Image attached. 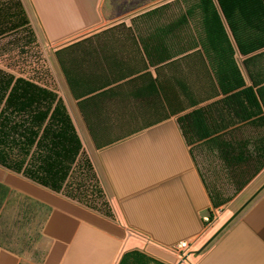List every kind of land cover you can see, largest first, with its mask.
<instances>
[{
	"label": "crops",
	"instance_id": "1",
	"mask_svg": "<svg viewBox=\"0 0 264 264\" xmlns=\"http://www.w3.org/2000/svg\"><path fill=\"white\" fill-rule=\"evenodd\" d=\"M21 1L109 206L0 164L2 206L44 210L0 264H264V188L194 254L264 184V17L237 40L219 0Z\"/></svg>",
	"mask_w": 264,
	"mask_h": 264
},
{
	"label": "trees",
	"instance_id": "2",
	"mask_svg": "<svg viewBox=\"0 0 264 264\" xmlns=\"http://www.w3.org/2000/svg\"><path fill=\"white\" fill-rule=\"evenodd\" d=\"M219 1L237 40L243 27L257 16L264 17V0ZM12 25L5 22L0 36L14 30ZM223 54L227 57L223 67L234 68L230 42ZM81 150V140L57 93L0 67V164L61 191L79 164Z\"/></svg>",
	"mask_w": 264,
	"mask_h": 264
},
{
	"label": "rangeland",
	"instance_id": "3",
	"mask_svg": "<svg viewBox=\"0 0 264 264\" xmlns=\"http://www.w3.org/2000/svg\"><path fill=\"white\" fill-rule=\"evenodd\" d=\"M24 18L25 23H22ZM5 22L13 24L14 30L0 36V66L40 84L51 85L53 82L45 56L46 50L35 35L21 0H0V27ZM86 162L83 156L68 186L73 195L108 210L109 202L103 191H100L98 180ZM1 193L3 199L8 197L4 190ZM1 209L7 212H0V242L21 253L36 254L42 241L44 210L36 207V213L27 214L16 208L11 209V206H2V201Z\"/></svg>",
	"mask_w": 264,
	"mask_h": 264
},
{
	"label": "water",
	"instance_id": "4",
	"mask_svg": "<svg viewBox=\"0 0 264 264\" xmlns=\"http://www.w3.org/2000/svg\"><path fill=\"white\" fill-rule=\"evenodd\" d=\"M264 188V184L238 209L236 210L228 220L220 226V228L203 244L201 248L194 251L195 255H198L207 245H209L220 233L221 231L243 210V208ZM185 260V258H184Z\"/></svg>",
	"mask_w": 264,
	"mask_h": 264
},
{
	"label": "built area",
	"instance_id": "5",
	"mask_svg": "<svg viewBox=\"0 0 264 264\" xmlns=\"http://www.w3.org/2000/svg\"><path fill=\"white\" fill-rule=\"evenodd\" d=\"M179 257L183 258L189 251V244L187 241L183 240L175 245L173 248Z\"/></svg>",
	"mask_w": 264,
	"mask_h": 264
}]
</instances>
